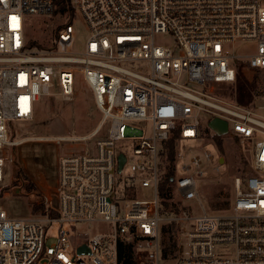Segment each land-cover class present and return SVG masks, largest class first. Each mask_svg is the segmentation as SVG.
Segmentation results:
<instances>
[{
	"label": "built area",
	"instance_id": "1",
	"mask_svg": "<svg viewBox=\"0 0 264 264\" xmlns=\"http://www.w3.org/2000/svg\"><path fill=\"white\" fill-rule=\"evenodd\" d=\"M72 4L89 31L81 54L69 51L71 22L53 48L27 47L28 16L52 14L53 0H0V150L21 142L12 140L10 123L32 119L56 84L70 98L82 76L101 113L89 133L37 137L74 148L58 159V180L40 217L13 216L0 204V264H120L119 240L133 243L137 264H264V138L255 144L257 173L234 178L223 212L208 211L200 196V183L218 166L217 135L252 141L264 134V102H229L215 87L235 81L243 58L264 69V0ZM166 33L173 45L159 41ZM237 40L253 41L254 50L236 53ZM215 117L226 120L225 133L209 125ZM172 137L176 174L167 192L183 208L164 213L160 182L172 165ZM5 160L0 155V181ZM192 199L200 213L188 205ZM54 222L58 237L47 246L46 227ZM96 222L106 227L91 235L77 229ZM170 222L182 225L185 238L176 257L163 254L162 229ZM82 244L90 252L79 253Z\"/></svg>",
	"mask_w": 264,
	"mask_h": 264
},
{
	"label": "rangeland",
	"instance_id": "2",
	"mask_svg": "<svg viewBox=\"0 0 264 264\" xmlns=\"http://www.w3.org/2000/svg\"><path fill=\"white\" fill-rule=\"evenodd\" d=\"M67 21H69L68 17L60 14L29 15L27 36L42 46H51L55 40L57 29ZM71 23L73 25V41L69 46V51L81 54L85 49L89 31L78 14ZM159 41L165 45L175 43L174 37L170 33L161 35ZM254 48L253 41L237 40L234 44L236 53H250ZM236 67L238 70L241 69L254 85V94L251 100L253 107L264 102L262 98L264 69L254 68L246 58L239 60ZM235 86L236 82L215 85L220 97L229 102L249 106L226 96ZM100 117L101 113L97 108L92 88L82 76H78L70 98L59 93V87L56 84L52 88V93L37 103L32 119H14L10 123L12 140H21V142L6 145L0 150V155L6 158L4 178L0 181V204L9 214L17 217H40L42 213H45L46 206L43 199L46 192L50 189L53 191L57 183L58 159L61 154L74 148L64 142L57 143L52 139L37 137L86 134L94 129ZM201 119L205 120L203 116ZM263 138V133H259L256 138L253 137L252 141L232 135L222 136L223 149L219 147L215 158L217 169L206 175L204 181L200 183L201 202L208 211L223 212L229 206L234 193V178L236 176L246 177L254 171L255 144ZM19 171L23 173H19ZM28 183L35 187L33 189L26 188ZM145 190L142 189L141 192ZM149 193V191H145V195ZM187 203L196 213L203 210L197 199L189 200ZM35 205L40 208L35 209ZM105 227V223L96 222L79 225L77 229L83 231L86 229L87 235H91ZM59 228L60 224L57 222L47 225L45 236L47 246L57 240ZM178 238L182 247L185 238L181 228ZM179 250L169 256L180 255Z\"/></svg>",
	"mask_w": 264,
	"mask_h": 264
},
{
	"label": "trees",
	"instance_id": "3",
	"mask_svg": "<svg viewBox=\"0 0 264 264\" xmlns=\"http://www.w3.org/2000/svg\"><path fill=\"white\" fill-rule=\"evenodd\" d=\"M53 3H54V10L52 14L66 15L69 20L66 23L72 22L74 20V18L76 17V13H75L74 6L72 4V0H53ZM62 26L63 25L59 26V28L57 29L55 33V38L58 34V31L61 29ZM25 35L27 38L28 48L37 49V50H48L54 47L53 43L51 46H42L40 43L36 42V40L29 39L27 36V23H26ZM234 82H236L235 88H232L230 92L226 94V96H229L237 100L238 102H243V104L253 106V103L251 102V100L254 94L253 92L254 85L252 82L249 81L246 75H244L241 69L238 70V67L236 68V79L235 81H232L230 83L232 84ZM176 132L178 133V131ZM216 139L219 144V147L223 149L222 148V137L220 135H217ZM168 143L171 148L169 158L172 162V165L170 166L168 172L163 175V178L160 182L161 195H162V198L165 204V206L162 208V211L164 213H174V212L179 213L182 211V208H183L182 201L170 200L169 199L170 197L167 192L168 187H170L173 183L172 176L176 174V170L174 168V162H175L174 161V146L176 144L175 138L172 137L168 141ZM19 173H23V172L19 171ZM25 187L33 189L35 186H33V184L28 183ZM35 207H36L35 209L40 208V206L38 205H35ZM181 227L182 225L178 222H170V223L164 224L163 229H162V247H163L164 256L173 255L175 254L176 250H179L181 248V245L178 242L179 240L178 234L180 232ZM118 259H119L120 264H137L133 243H130L124 240H119Z\"/></svg>",
	"mask_w": 264,
	"mask_h": 264
},
{
	"label": "water",
	"instance_id": "4",
	"mask_svg": "<svg viewBox=\"0 0 264 264\" xmlns=\"http://www.w3.org/2000/svg\"><path fill=\"white\" fill-rule=\"evenodd\" d=\"M209 125L213 127L218 133H225L227 131V122L226 120L220 117H215L211 119ZM125 161H126V156L123 153H121L119 155V171L122 170ZM77 251L79 253H85V252H90V249L87 244H82L77 248Z\"/></svg>",
	"mask_w": 264,
	"mask_h": 264
}]
</instances>
